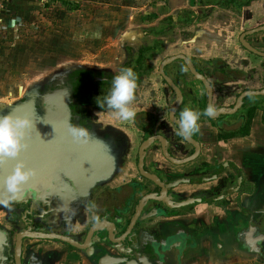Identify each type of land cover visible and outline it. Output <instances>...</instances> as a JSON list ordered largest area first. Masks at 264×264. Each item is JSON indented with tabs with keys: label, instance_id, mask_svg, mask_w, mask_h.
Listing matches in <instances>:
<instances>
[{
	"label": "flooded vegetation",
	"instance_id": "1",
	"mask_svg": "<svg viewBox=\"0 0 264 264\" xmlns=\"http://www.w3.org/2000/svg\"><path fill=\"white\" fill-rule=\"evenodd\" d=\"M263 25L264 20L244 28L237 40L241 44L243 33ZM258 32L246 35L245 39L256 49L264 51L249 39ZM187 57L208 86L190 72L183 60L178 59L195 83H183L180 78L168 74L167 64L164 71L181 93L175 117L178 119L185 107L202 113L209 105L216 109V115H201L198 121L200 130L190 137L191 140L177 135L178 124L170 118L176 93L166 81L168 88L164 89L163 95L170 93L172 99H139L135 103V119L122 121L112 115L111 110L96 103L92 90V86L100 85L98 96L102 98L108 93L113 78L109 71L85 68L92 73L81 90L74 83L73 72L69 74L71 123L88 129L91 138L106 146L113 157L114 169L88 189L75 182L80 173L73 171L74 178L67 180V200L64 203L57 194L44 201H17L10 209L0 206V230L4 233L0 264H56L61 253L66 256L61 264H69L71 255L83 257L93 264H126L131 261L142 264L144 259L150 264H184L191 250L200 247L203 235L210 236L215 247L220 244L223 250L230 251L237 246L238 250L254 253L264 261V175L254 184L248 178L245 166L223 156L218 146L213 155L206 158L201 137L206 125L217 141L244 137L249 133L256 111L262 112V118L264 116V95L244 96L233 113L217 111L233 108L242 93L261 90L264 86L246 84L250 81L249 71L255 72L256 69L244 64L230 66L216 57L209 62ZM260 64L264 68V61ZM262 72L264 81V69ZM256 78L253 79L258 81ZM85 103L92 110H83L81 106ZM195 153V158L186 161ZM166 154L180 162L173 161ZM143 172L153 175L161 184ZM255 185L258 187L251 208L250 198ZM200 204H212L222 210L231 204L239 210L235 220L231 218L229 221L232 229L227 237L220 240L212 232L214 223L217 224L215 220L210 225L195 220L185 223L183 218ZM93 216L99 219L94 220ZM33 232L55 233L78 245L60 238L34 237L30 235ZM19 234L21 244L17 247ZM34 240L45 242L35 243Z\"/></svg>",
	"mask_w": 264,
	"mask_h": 264
},
{
	"label": "rangeland",
	"instance_id": "2",
	"mask_svg": "<svg viewBox=\"0 0 264 264\" xmlns=\"http://www.w3.org/2000/svg\"><path fill=\"white\" fill-rule=\"evenodd\" d=\"M65 1L7 0L0 12V115L31 94L39 104V96L44 92L57 87L70 88L68 76L76 69L107 70L114 76L121 67H125L124 64L134 68L138 64L134 58L140 46L153 48L142 53L138 64L141 75L137 80L139 88L135 91L137 98L132 101L134 108L139 99L173 98L170 93L163 95L168 87L158 73V67L164 59L178 53L208 62L216 57L230 66L241 67L244 64L247 68L256 69L255 72L247 69L250 81L246 84L264 86V68L260 64L264 58L247 51L237 40L241 30L264 20V0ZM76 5L77 8L74 7ZM249 39L257 48L264 50V32L256 37L249 36ZM166 69L168 74L180 78V82H196L182 61L174 60ZM254 77H258V81ZM92 87L96 99L100 85ZM69 93L71 103L72 91ZM81 108L92 110L86 103ZM244 140L248 142L247 146H257L260 141L264 149V137ZM239 141L230 140L231 145ZM257 176L254 184L259 182ZM257 187H252V191L255 192ZM235 214L237 212L233 214L230 211V215ZM208 242L204 240L203 247L206 250L211 248L213 254L212 261L206 264H215L219 259H230L234 255L231 251L212 248ZM243 255L256 259L254 253L243 252ZM77 257L71 255L69 264H93ZM64 259L65 254L61 253L56 264H61Z\"/></svg>",
	"mask_w": 264,
	"mask_h": 264
},
{
	"label": "water",
	"instance_id": "3",
	"mask_svg": "<svg viewBox=\"0 0 264 264\" xmlns=\"http://www.w3.org/2000/svg\"><path fill=\"white\" fill-rule=\"evenodd\" d=\"M262 30H264V25L246 31L241 35L240 42L251 52L264 56V51L256 49L245 39L246 35ZM178 59L183 60L190 72L196 78L203 80L208 86L206 79L195 70L191 60L183 53L169 56L160 63L158 73L176 93V100L170 112L171 120L176 123L178 119L175 117V109L181 101V93L174 81L165 73L164 67ZM69 92H71L70 88L66 87L48 90L39 96V104H37L36 97L31 94L26 99L14 104L4 113H12L14 116H27L33 121L34 125L29 130V135L26 138L27 148L23 149L17 158H8L0 162V178L12 169L16 159H22L26 166L37 170V175L28 181L22 197L17 201L28 199L44 201L45 198L49 200L54 195L59 194L61 196L59 197L60 201L64 203L67 200L65 199L67 197V180L74 178L73 171L76 170L77 173H80L75 182L88 189L96 181L109 176L114 169L113 157L109 154L104 144L91 137L87 143H77L73 141L68 133L67 128L72 125ZM247 95H264V88L245 91L238 97L233 108H220L217 113L235 112L241 105L242 98ZM188 139L191 140V138ZM195 145L198 146L196 142ZM196 155V153L193 154L186 161L195 158ZM166 156L171 158L168 154ZM171 159L175 162H180L179 160ZM88 163L90 164L88 165ZM143 173L148 178L161 184L153 175L146 172ZM177 205L180 206L181 204ZM20 235H18L17 247H20L21 244ZM30 235L48 239L60 238L71 244L78 245L72 239L55 233L33 232ZM262 236L264 237V234ZM3 238L4 233L0 230V259L3 257L1 245ZM141 261L142 264H150L145 259ZM106 262L109 261L106 260ZM126 264L135 263L131 261Z\"/></svg>",
	"mask_w": 264,
	"mask_h": 264
},
{
	"label": "clouds",
	"instance_id": "4",
	"mask_svg": "<svg viewBox=\"0 0 264 264\" xmlns=\"http://www.w3.org/2000/svg\"><path fill=\"white\" fill-rule=\"evenodd\" d=\"M99 36V33H96ZM138 75L132 67H121L111 81L106 95L96 98L100 107L111 110L112 115L122 121H131L136 117L132 101L135 99ZM216 112L213 105L207 106L203 113L191 107L183 108L177 120V135L190 138L200 130L198 123L201 115L212 116ZM34 127L33 121L27 116H14L12 113L0 115V162L8 158H17L23 149L27 148L26 138L29 130ZM73 141L87 143L90 138L89 130L72 124L67 128ZM37 175V170L26 166L22 159H16L12 169L0 178V206L11 208L19 200L28 181ZM98 220V216H93Z\"/></svg>",
	"mask_w": 264,
	"mask_h": 264
},
{
	"label": "crops",
	"instance_id": "5",
	"mask_svg": "<svg viewBox=\"0 0 264 264\" xmlns=\"http://www.w3.org/2000/svg\"><path fill=\"white\" fill-rule=\"evenodd\" d=\"M262 32H258L254 34L253 37H256L258 34ZM263 118H262V112L256 111L255 116L250 123V133L248 136L236 137L225 141H221V140L217 141L212 135L211 128H209V126L206 125L207 127L206 130L201 131V137L204 143L203 156H205L206 158H210L213 155V151L218 146L220 147L223 156L232 159L235 163L239 165H243V167L245 166L244 168L246 169V173L250 181L253 182L257 175H258L257 176L258 179L260 180V177L262 178V176L264 175V152L262 151L264 149L261 148L260 141L258 142L259 144L257 146H252V145L247 146L248 142H246L244 139L245 138L249 139L251 137L254 139L264 137ZM230 140L231 141L240 140V141L237 143L233 142V144L231 145ZM224 143H226L225 146ZM222 144L223 146H219ZM261 172L263 173V175H261ZM263 183H264V179H263ZM254 194H255L254 192L251 193V198H250L251 208L254 207V202H253V199L255 197ZM229 210L233 212V214L239 211L238 209L235 208L234 205L231 204L229 205L228 208L223 210L220 207L213 206L212 204H200L195 207V210H193L192 213H190V215L183 218V220L185 221V223H189L192 220L204 221L208 223V225L214 223L215 220L217 224L214 223V229H212V232H214L216 236H218V239L222 240L224 237H227V235L231 232L230 229H232V227L230 226V222H229L230 219L232 218L235 220L236 218V216L230 215ZM221 214H224V216H222ZM263 229H264V222H263ZM204 240H209L208 243H210V247L212 248L215 247L214 243L210 241L211 240L210 236L203 235L201 239L200 247L196 250L195 249L191 250V252L185 258L184 264H204V262L206 264V262L212 261V257H211L213 254L212 249L208 248L206 250L205 246L203 247ZM216 246H217L216 248H218L219 251H223L220 244H217ZM230 251L234 254L232 257H229L230 259L224 257L225 259H223L222 261H220L219 259L217 263L215 262L214 263L220 264V262L221 263L225 262L228 264H256L257 261L259 262L261 261L263 262L262 264H264V261L258 260L257 256H256L257 261L256 259H254L255 257L246 258V256L244 255L241 256L244 251L238 250L237 246L232 248V250ZM204 259H207L208 261L207 260L204 261Z\"/></svg>",
	"mask_w": 264,
	"mask_h": 264
},
{
	"label": "trees",
	"instance_id": "6",
	"mask_svg": "<svg viewBox=\"0 0 264 264\" xmlns=\"http://www.w3.org/2000/svg\"><path fill=\"white\" fill-rule=\"evenodd\" d=\"M61 1H62V3L66 2L65 0H61ZM74 7L77 8L78 6L76 5ZM151 48H153V46H142V47H140L139 50H138L139 51L138 54H136V57L134 58V62L139 64L141 62V59H142V53L145 50H148V49H151ZM138 64L133 69H134L135 72H138L137 75H138V78H139L141 73H139L140 67H139ZM124 66L128 67L129 65L127 63ZM91 73L92 72L90 70H87L85 68H83V69L80 68V69H76V70L73 71L72 76L75 78L74 83L77 84L78 90L79 89L81 90L83 88L84 83L88 80V78L91 77Z\"/></svg>",
	"mask_w": 264,
	"mask_h": 264
},
{
	"label": "built area",
	"instance_id": "7",
	"mask_svg": "<svg viewBox=\"0 0 264 264\" xmlns=\"http://www.w3.org/2000/svg\"><path fill=\"white\" fill-rule=\"evenodd\" d=\"M7 0H0V12L5 8Z\"/></svg>",
	"mask_w": 264,
	"mask_h": 264
}]
</instances>
